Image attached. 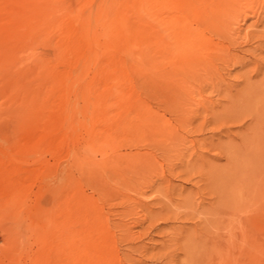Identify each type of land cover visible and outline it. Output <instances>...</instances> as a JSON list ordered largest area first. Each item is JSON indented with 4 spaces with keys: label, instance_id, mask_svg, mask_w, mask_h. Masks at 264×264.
<instances>
[{
    "label": "rangeland",
    "instance_id": "rangeland-1",
    "mask_svg": "<svg viewBox=\"0 0 264 264\" xmlns=\"http://www.w3.org/2000/svg\"><path fill=\"white\" fill-rule=\"evenodd\" d=\"M138 3L139 0H0V20L4 23L0 24H6L2 28L5 34H0V264H140L138 260L164 264L171 252L161 244L178 247L172 238L167 241L169 229L181 222L185 227L195 223L196 219L183 222L173 218L174 222H163L154 216L162 210V202H171L172 212L183 211L181 207L176 210V206L187 192H194L198 199L203 194L200 189L205 187L203 180L198 190L193 184L197 178L188 183L165 173L168 180L172 179L171 185H183L186 190L181 195L164 197L157 187H145L142 180L135 185L137 188L126 187L124 167L114 168L113 160L124 159L134 151L129 147L131 140L140 137L135 134L151 116L160 126L178 121L168 111L159 110L165 116L157 111L158 40L155 31L150 34L153 38L142 37L147 28L139 20ZM90 18L96 21L90 24ZM252 18L239 20L237 25L247 30ZM118 19L123 22H116ZM50 22L54 25L49 26ZM43 26L53 27L48 32H55L47 35ZM33 29L34 33L42 31L32 36ZM233 70L237 72V68L231 69L232 75ZM204 96L215 103H228L226 98L208 92ZM220 104L200 110L197 118L195 115L202 136L208 137L216 130L218 120L213 115ZM231 130L235 132L237 128ZM200 134H186L187 154L202 148L197 139ZM233 142L239 143L238 139ZM206 150L202 152L210 163H224V158L215 161L214 149ZM175 166L181 173L188 169L177 162ZM149 167L150 171L142 176L155 179L167 170L162 159H152ZM138 189L144 191L143 195L136 192ZM126 227L147 246L145 255H123L130 240L126 238ZM241 247L237 259L211 258L201 264H247L257 259V264H264V260L259 262L250 254L247 244ZM183 260L184 255L178 253L172 264Z\"/></svg>",
    "mask_w": 264,
    "mask_h": 264
},
{
    "label": "bare ground",
    "instance_id": "bare-ground-1",
    "mask_svg": "<svg viewBox=\"0 0 264 264\" xmlns=\"http://www.w3.org/2000/svg\"><path fill=\"white\" fill-rule=\"evenodd\" d=\"M137 7L139 20L142 22L143 28H147L142 37H152L151 31H155L158 40L160 71L157 88H155L158 93L157 98L155 97L159 106L157 111H168L178 121H175L174 125L160 126V124L154 123L153 119L155 118L147 116L150 119L145 125L142 124L143 130L138 131L139 134L134 132L136 136L140 137L138 139L135 137V140L130 138L134 141L131 140L129 147H134V151L128 156H123L124 159L113 160L114 168L124 167L122 176L124 183L128 185L126 187L137 188L138 186L135 185L142 180L140 183L145 184V187L150 189L157 187V192L164 197L174 194L181 195L186 190L183 185L179 188L174 184L171 185L169 180L172 179L168 180L165 173L168 177H178V179L181 177L188 183L191 182V178H197L193 184L198 190V183L203 180L205 187L200 189L203 190V194L201 193L198 199L194 198V192H187L178 205L175 204L177 205L176 210L181 207L183 211L174 210L175 212H172L170 210L171 202L170 204L162 202V210L160 208L154 216V218L162 219L163 222L169 219L170 222H174V219L183 222L196 219L195 223L189 227L181 225L182 222L176 227L170 225L172 228L169 229L170 238L167 241L172 238L173 245L178 247L172 248L168 243L161 244L164 250L167 249L168 252H171V254L167 253L164 264H172L176 261L178 253L184 255V260L178 264H201V261H208L211 258L232 260L236 257L237 259V256L242 253L243 243L247 244V247L249 246V250L252 252L250 254L259 258V262L263 261L264 0H139ZM252 17L254 20H251L248 29L246 28L247 30L244 29V31L243 28L240 29L238 21H246ZM32 20L34 21V19ZM47 21L45 22L47 23ZM94 21L96 20L93 18L89 19L90 24ZM120 21L123 22V20H116V22ZM134 21L136 22V19ZM10 22L8 21V24ZM0 23H2L1 20ZM46 23L45 25H47ZM2 24H0V34H5L2 28L6 24ZM34 26L38 29L39 25ZM106 27L105 24L103 31ZM49 28L44 29V26L42 28L43 31H47H44L46 34L48 33L47 35L54 31L48 32V30L54 29L53 27ZM39 30L34 33L33 29L31 35L39 34L42 31L39 32ZM141 30L143 29L141 28ZM29 31L31 32V30ZM7 36H11V34ZM82 37H84L83 34ZM140 40L138 39L139 42ZM103 42L106 43L105 40ZM134 42L136 43V40ZM147 47L145 48L147 49ZM145 51L147 52V50ZM152 58L150 57V59ZM150 59L145 60L147 65H150ZM46 65L43 67L45 68ZM233 67L237 68V72L233 70L234 75L231 73ZM155 71L154 69L153 72ZM36 75L38 74L36 73ZM59 82L57 81L58 84ZM38 87L40 88V86ZM206 92L213 96L216 95V97L226 98L228 103L226 105L215 103L204 96ZM218 104L221 107L219 110H215L217 114L213 115L218 120L217 128L208 137H204L200 134L202 130L201 127H198L200 125L196 124L195 115L197 118L200 110L216 108ZM158 113L160 116L164 114L160 111ZM135 118L134 120H136ZM232 128H237V131L232 132ZM131 133L133 134V131ZM190 133L200 134L201 137L197 139L200 140L201 146L203 145L202 148H199L201 152H198L197 148L186 153L189 149L184 148V142L187 138L186 134ZM223 137L227 138V141L224 139L223 142ZM207 138H209L208 141H206ZM235 139H238V144L233 142ZM190 142L192 141L190 140ZM180 145L181 148H179ZM213 149L216 151L215 161L224 158L223 164L210 163L202 152V150L208 152ZM129 152L127 153L129 154ZM189 156L190 158H188ZM154 158L164 160L167 170L165 169L166 171L156 176L155 179L148 178L146 175L142 176L143 172L150 171L149 166ZM175 162L180 166L185 164V168L188 169L181 173L176 170L178 166H175ZM140 187L142 188V186ZM139 190L136 192L143 195L144 191ZM146 206L148 205L146 204ZM140 207H143V204ZM130 232V229L126 227V238H130V240L125 244V247L123 246V255L131 257L130 253L132 252V254L135 252V254L145 255L147 246L145 247L142 242L137 241V238L133 237L135 234L132 233L134 234L132 236ZM257 260L246 262L247 264H257ZM138 263L146 264L143 260H138Z\"/></svg>",
    "mask_w": 264,
    "mask_h": 264
}]
</instances>
